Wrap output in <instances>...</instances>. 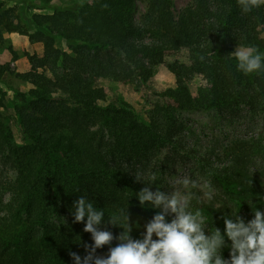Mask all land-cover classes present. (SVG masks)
Instances as JSON below:
<instances>
[{"label":"trees","instance_id":"1","mask_svg":"<svg viewBox=\"0 0 264 264\" xmlns=\"http://www.w3.org/2000/svg\"><path fill=\"white\" fill-rule=\"evenodd\" d=\"M137 1L83 0L35 14L28 24L13 8L0 13V44L6 34L20 33L43 46L42 56L28 55L31 71L22 76L34 87L17 108L21 143L0 112V264H73L70 252L83 258L91 236L71 215L82 195L104 209L101 228L114 237L122 229L106 219L127 209L131 236L139 238L157 210L140 206L135 194L147 185L135 175L152 183L150 190L165 191L175 155H194L179 138L181 114L214 110L235 117L248 110L264 117V71L244 75L229 56L241 46L264 52V7L242 14L236 0H192L176 15L172 0H142L148 10L138 23ZM159 65L176 85L160 94L147 118L103 104L101 80L146 85ZM6 71L0 66V77ZM238 146L215 175L225 200L197 208L209 231L223 232V215L250 220L248 200L264 211V180L247 167L246 145ZM108 247L96 254L106 255ZM222 255L228 258L227 248Z\"/></svg>","mask_w":264,"mask_h":264},{"label":"rangeland","instance_id":"2","mask_svg":"<svg viewBox=\"0 0 264 264\" xmlns=\"http://www.w3.org/2000/svg\"><path fill=\"white\" fill-rule=\"evenodd\" d=\"M83 0H0V13L13 8L24 24L35 14H51L55 10L72 8ZM192 0H172L176 15L187 7ZM148 10L147 2L138 0L134 6V17L139 23ZM57 47L67 50L64 40L56 37ZM43 55V46L30 40L28 35L11 33L5 35L0 44V66L7 71L0 77V112L9 120L17 142L24 135L17 119V108L23 106L22 94L34 86L22 77L31 71L28 55ZM181 61L184 55L177 56ZM174 58L171 57V60ZM201 84V81H196ZM176 85L175 76L163 65L154 67L153 76L146 85L122 84L111 79H103L98 86L107 90V99L103 103L125 105L131 108L141 119L147 115L160 98V94ZM182 130L179 138L187 150L194 153L188 156L184 152L175 155L174 162L166 170L165 192L172 191L178 180L188 177L197 181L196 188H188L191 195L190 210L195 211L207 202H220L224 194L215 184V175L232 161L237 145H246L249 155L245 159L247 167L264 180V117L242 110L235 117L222 116L217 111L185 112L180 116ZM238 146V147H239ZM198 158H205L208 164ZM2 165L0 164V168ZM211 193V199L207 194Z\"/></svg>","mask_w":264,"mask_h":264},{"label":"clouds","instance_id":"3","mask_svg":"<svg viewBox=\"0 0 264 264\" xmlns=\"http://www.w3.org/2000/svg\"><path fill=\"white\" fill-rule=\"evenodd\" d=\"M236 5L242 14H248L264 7V0H236ZM229 56L244 75L264 71V52L253 47H236ZM135 179L147 185L135 194L140 206L157 210L144 224L139 238L131 236L133 226L127 209H119L106 219L107 225L122 229L114 237L101 228L104 209L96 208L82 195L73 202L71 215L74 223L83 222V231L90 233L92 242L84 245L87 254L83 258L69 253L73 264H264V211L251 200L247 201L253 213L250 220L246 222L237 212L223 215V232L216 227L209 231L202 211L190 210L187 189L196 188V180L181 178L172 191L165 192L158 187L150 190L152 183H146L139 174ZM207 196L211 199V193ZM114 239L118 242L110 246ZM104 246H109L107 254L97 255ZM225 248L228 258L222 255Z\"/></svg>","mask_w":264,"mask_h":264}]
</instances>
